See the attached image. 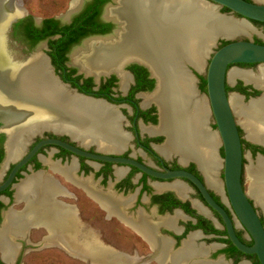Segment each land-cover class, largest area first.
<instances>
[{"label": "flooded vegetation", "instance_id": "obj_1", "mask_svg": "<svg viewBox=\"0 0 264 264\" xmlns=\"http://www.w3.org/2000/svg\"><path fill=\"white\" fill-rule=\"evenodd\" d=\"M73 3L72 0L70 10ZM121 8L122 0H82L81 7L69 15L68 10L62 18H38L25 8L23 0H0V185L7 180L15 165L14 160L8 159L9 141L39 124L28 125L22 130L20 123L13 122L19 117V110L30 108L27 109L30 120L35 117L45 119L37 111L40 104L35 103L36 98L20 100L24 103L21 105L17 102L16 91L12 89L21 72L31 67L38 58L44 59L51 77L55 80V76L63 83L67 95L89 102H93L91 99L102 100V105L111 108L118 118L123 149L105 152L92 142L85 146L88 152L132 159L158 173L184 170L208 184L196 161L183 163L180 156L174 154L166 157L158 150V147L166 144L167 135L157 131L161 125V115L154 96L158 93L160 81L152 59L122 48L123 55H118L115 65L107 67L108 64L103 63L105 56H115L116 47L120 49V44L128 35L125 20L116 13L113 17L109 15L110 10ZM221 10L230 13L228 9ZM247 21L260 25L264 32V23ZM261 36L264 37V34ZM224 43L226 41L220 46ZM254 43L264 44V41L256 40ZM237 66L258 68L259 65ZM192 72L198 78L199 74L194 69ZM241 82L245 90L238 81H235L233 88L227 87L236 91L235 94L244 95L246 103L250 98L262 94L254 85ZM197 84L198 81L195 84L198 94L204 96L202 87ZM67 124L76 123L69 119ZM209 127L214 132L210 124ZM27 138L22 155L29 153L41 140L50 138L78 147L82 145L69 133L61 134L53 129H45ZM245 146L250 150V157L264 155L262 151L254 152ZM218 155L223 159L224 152L221 155L218 152ZM57 157L58 161L54 162ZM49 169L63 174L72 186L87 197V201L94 203L95 210L86 201L81 202L78 192L63 186L48 172ZM32 179L43 183L50 181L60 187V191L53 195L54 201L73 210L80 225L90 229L108 252L106 257L93 261L82 251L72 250L66 241L56 234H50L40 222L28 223L21 229L10 224V215L13 212L22 213L26 208V201L19 197L18 188ZM222 179L223 173L219 180ZM178 186L184 191L180 193ZM209 191L213 199L233 217L232 209L219 199L217 191L210 186ZM41 195L42 189L38 187L29 199L39 200ZM19 204L22 207L16 209ZM258 208L264 223V209L261 206ZM235 226L237 237L252 245L250 237V243L242 237L239 231L242 226L238 221H235ZM0 235H4L13 248L8 260L3 258L0 250V264H27L28 255L40 254L45 250L58 251L78 264H111L112 254L126 261L124 264H260L255 255L243 254L232 245L221 217L186 179H157L130 165L76 157L56 146L43 147L19 170L12 185L0 193ZM192 237L194 246L203 249V253L186 254L187 243ZM125 241L128 243L122 247ZM60 261L53 255L48 260L44 258L43 264H62Z\"/></svg>", "mask_w": 264, "mask_h": 264}, {"label": "bare ground", "instance_id": "obj_2", "mask_svg": "<svg viewBox=\"0 0 264 264\" xmlns=\"http://www.w3.org/2000/svg\"><path fill=\"white\" fill-rule=\"evenodd\" d=\"M254 1L264 3V0ZM123 4L120 10H110L109 15L113 17L116 13L125 20L128 35L120 44L121 48L113 50L115 56H105L103 63L108 64L107 67L115 65L118 55H123L122 48L154 61L152 64L154 70L159 72L160 81L154 99L159 104L161 115V125L156 130L167 135L166 144L158 147V150L166 157L174 154L180 156L183 163L196 161L208 185L217 192L222 191L223 183L218 178L223 166L218 155L221 139L217 132L210 130L211 113L207 97L198 94L195 79L188 76L180 64L184 59L202 74L206 69L205 59L212 53L217 37L234 39L256 30L246 20L220 15V7L205 0H124ZM36 61L21 72L12 89L16 91L19 104H24L20 100L36 98L40 106L43 104L58 113H55L58 121L42 122L30 127L21 136H13L9 160H16L22 155L27 137L45 129H53L61 134L67 132L84 146L93 142L105 152L121 151L123 135L118 129V118L114 111L102 103L67 95L66 90L48 73L44 59L38 58ZM259 66L255 73L232 68L229 80L235 83L239 79L264 89V64ZM230 104L248 140L264 143V97L244 104L243 98L233 93L230 94ZM23 108L20 109L22 112H29L27 109L30 108ZM37 111L41 117L50 114ZM69 119L76 124L68 125ZM247 175V194L264 209V161L259 158L255 165H249ZM38 187L42 189V198L30 200ZM177 189L180 193L184 191L181 186ZM59 191L60 187L50 181H26L18 188V195L26 201V208L22 213L13 212L10 224L21 229L28 223L40 222L50 234H56L66 241L72 250L82 251L93 261L106 257L108 252L90 229L80 225L73 210L54 201L53 195ZM192 240L193 237L187 243L186 254L203 253V249L196 248ZM0 250L5 260L13 253L4 235H0ZM111 259V264L126 262L114 254Z\"/></svg>", "mask_w": 264, "mask_h": 264}, {"label": "water", "instance_id": "obj_3", "mask_svg": "<svg viewBox=\"0 0 264 264\" xmlns=\"http://www.w3.org/2000/svg\"><path fill=\"white\" fill-rule=\"evenodd\" d=\"M73 1L74 3L72 6V10L68 12V15L72 11H75L76 9L81 7L82 0ZM205 1L219 6L220 15L226 16L227 18H231L233 16L221 13V8L228 9L231 14H237L243 17V19H245L246 21L252 20L259 23H264V3H258L254 0ZM122 2H124V0H122ZM123 6L124 4L122 5V7ZM222 41H226V44L220 46V48L215 47V44L214 48H217V50H212V56L205 59V85L207 87V95L205 96L207 97L210 113L214 118V123L216 124L218 135L222 141V148L224 152V157L223 159L221 158L223 164V191L226 194L228 203L233 211V217L230 216L225 207H223L215 199H213L214 197L209 191V185L204 183L192 173L184 170H167L166 173H158L156 171L150 170L149 168L138 163L135 160L122 157H113L105 154L90 153L87 151L88 147H85L83 145H81V147L74 146L68 142L56 138L41 140L33 147V149L29 153H25L24 155H21L19 158L14 160L15 165L12 168L7 180L0 185V193L5 191L12 185L19 170L26 166L30 162V160L45 146H56L68 151L69 153L74 154L76 157H81L92 161H101L108 163L112 162L113 164L130 165L138 168L146 174L151 175L154 178L161 180L183 178L192 183L198 189L202 196V199H204L208 206L213 209L219 215V217H221L224 228L226 229L228 235L227 237L229 238L232 245L243 254L255 255L259 263L264 264V223L262 222V219L256 209V203L252 202L253 199L248 196L243 184L244 160L246 159L244 155L243 140L261 147H264V143L251 142L250 140H248L247 136H242L241 132H245V130L236 119V115L234 114V111L230 104V94L227 91L229 72L234 66L264 64V44H258L252 41H238L227 39L221 36L217 37L216 43H219V45H221ZM208 59L209 61H207ZM180 65L182 70L185 71L188 76L195 79L197 83V75L192 72V69H194L200 75L198 69L184 59L181 60ZM54 78L56 82H58L62 87L64 86L63 83L59 82L58 78H56L55 76ZM254 87L256 90L262 91V94L258 97L250 98L247 103L244 101L245 96L237 93L243 98L244 104H249V102L252 100H260L264 97V89L256 86ZM90 101L103 103L102 100L96 101L91 99ZM35 103L39 102L35 101ZM38 110L50 114H48V116L46 117H43L45 119L35 117V119L30 120V113L27 114V112H21L23 110H19V117L13 119L14 124L20 123V127L23 130V128L26 129V126L28 125L32 126L40 122L52 123L58 121V116L55 117V113L57 115L58 113L55 110L43 104ZM19 129L16 130V132L19 131ZM259 158L264 161V155L259 154L257 156V159ZM235 221H238L239 224L247 231L249 235L248 237L251 238L252 245H247L239 237H237L238 235L236 233Z\"/></svg>", "mask_w": 264, "mask_h": 264}, {"label": "rangeland", "instance_id": "obj_4", "mask_svg": "<svg viewBox=\"0 0 264 264\" xmlns=\"http://www.w3.org/2000/svg\"><path fill=\"white\" fill-rule=\"evenodd\" d=\"M25 2V8L31 13V15H34L38 18H53V17H57V18H62V16H64L68 10H70V6H71V2L72 0H23ZM221 13L223 14H228L229 16H233L236 19L239 20H245L243 18H240L234 14L231 13H227V11L221 10ZM254 26V29L256 30V32L254 33H250V34H242L241 36H238L237 38H234L233 40H243V41H264V37L261 36V34H264L263 29L260 25H256V24H251ZM260 31V33L258 32ZM255 33H258L257 35ZM223 42V41H222ZM217 48H220L219 43H216ZM217 48H214L213 51H216ZM212 56V54H210L209 58ZM209 61V59L207 60ZM260 66H258L259 68ZM233 68H239V69H243V70H252L254 73L258 71V68L253 66V67H240V66H234ZM257 70V71H256ZM205 77H206V69L204 70V72L202 74H200L198 76V84L202 87V94L203 95H207V90H206V85H204L205 82ZM239 83H242L241 81L236 80ZM228 85L233 88L234 83H232L229 79H228ZM236 91L234 90H230L229 93L233 94ZM237 119V118H236ZM214 118L211 116V121L210 126L213 128V131L217 132L218 134V130L217 127L215 126L214 123ZM242 136L246 137V132H242ZM247 142V141H246ZM250 143V142H248ZM252 144V143H251ZM244 145V144H243ZM245 147V158H246V162H245V175H244V180L245 182H243L244 184V189L246 190V192L248 191V186H249V182H248V175H247V167L249 165H255L256 164V157H250V150L244 145ZM223 153V148H222V141H221V147H219V154L221 155ZM57 159H59L58 157L56 159H54V162L58 161ZM258 160V159H257ZM48 172L50 174H52L63 186L67 187L69 190L78 192L80 194V198H81V202L86 201L87 205L90 208H95L94 203L91 200H86L87 197L81 194L80 190L74 186H72L68 180H66L65 176L63 174L58 173L57 171H54L52 169H49ZM223 173V169H221V171L219 172L218 176L219 179L221 178ZM217 194L220 196L219 199H222L223 202H225V204L227 206L230 207L229 203H228V199L226 197V194L224 193L223 189L220 192H217ZM85 203V204H86ZM22 207L21 204L17 205L15 208L16 209H20ZM260 207L257 205V208ZM231 209V207H230ZM259 209V208H258ZM95 210V209H94ZM261 211V210H260ZM262 212H260L261 214ZM98 214V211H97ZM96 216V215H95ZM239 231L242 234V237H244V239L247 241V243H250V238L248 237V233L246 232V230L242 227H239ZM128 242L125 241L124 244L122 245V247L127 244ZM53 255L57 256V259H60L62 264H78L75 260L68 258V256L59 253L57 251V253L55 251H43L40 254L38 253H31L30 255H28L26 257V262L27 264H43V260L44 258H46L47 260L50 259ZM51 256V257H50ZM50 257V258H49ZM48 262V261H47ZM47 262L45 264H47ZM59 262V261H57Z\"/></svg>", "mask_w": 264, "mask_h": 264}, {"label": "trees", "instance_id": "obj_5", "mask_svg": "<svg viewBox=\"0 0 264 264\" xmlns=\"http://www.w3.org/2000/svg\"><path fill=\"white\" fill-rule=\"evenodd\" d=\"M226 44V43H224ZM206 84V81L204 82V85ZM241 88H242V84L240 83L239 85ZM246 88H242V90H245ZM227 90L230 91L231 88L230 87H227ZM241 132V131H240ZM242 134V132H241ZM243 144L244 145H247L249 148L253 149L254 152H257V151H262L264 153V149L259 147V146H256V145H253V144H250L248 142H246L245 140H243Z\"/></svg>", "mask_w": 264, "mask_h": 264}]
</instances>
